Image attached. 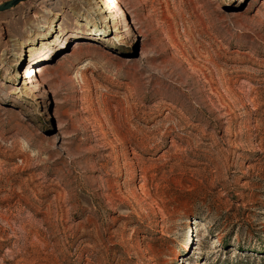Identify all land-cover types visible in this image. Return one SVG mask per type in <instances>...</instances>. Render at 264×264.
Masks as SVG:
<instances>
[{
  "label": "rangeland",
  "instance_id": "obj_1",
  "mask_svg": "<svg viewBox=\"0 0 264 264\" xmlns=\"http://www.w3.org/2000/svg\"><path fill=\"white\" fill-rule=\"evenodd\" d=\"M102 1L0 12V264H264V0Z\"/></svg>",
  "mask_w": 264,
  "mask_h": 264
},
{
  "label": "bare ground",
  "instance_id": "obj_2",
  "mask_svg": "<svg viewBox=\"0 0 264 264\" xmlns=\"http://www.w3.org/2000/svg\"><path fill=\"white\" fill-rule=\"evenodd\" d=\"M91 2L93 3V7L91 8L90 11L88 12H84V13H81L79 12V16L78 18L81 20V23H84V22H89V16H92L91 13L93 14V16H96L98 17V19H100L99 21H102V24H106V22L110 23L111 21V17L107 16L106 14L108 13V6H106V4L104 3V1L102 0H91ZM100 3H103L101 4V6L99 5ZM79 23H76V24H81ZM53 20L51 22H48L47 24H45L44 26H42L41 31H38L37 33L34 34V38L35 40L39 41L41 40L42 38H44V35H46V33H48L50 30L53 29ZM120 43H122L121 40H118ZM44 43L45 42H41V46H44ZM25 44L24 42H21V47L22 48H25ZM36 49H32V51H35ZM37 51V50H36ZM36 54H38L36 52ZM35 54V55H36ZM13 57L14 58H18V60H15L13 63H12V68H16V67H19V59L21 58V55L19 54L18 51H14L13 52ZM17 71V70H16ZM27 92V91H26ZM24 95H26L24 93Z\"/></svg>",
  "mask_w": 264,
  "mask_h": 264
},
{
  "label": "water",
  "instance_id": "obj_3",
  "mask_svg": "<svg viewBox=\"0 0 264 264\" xmlns=\"http://www.w3.org/2000/svg\"><path fill=\"white\" fill-rule=\"evenodd\" d=\"M26 1L27 0H10L8 2H5V3L0 5V12L7 11V10H10L12 8H15L18 5H20L21 3L26 2Z\"/></svg>",
  "mask_w": 264,
  "mask_h": 264
}]
</instances>
